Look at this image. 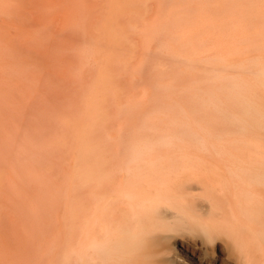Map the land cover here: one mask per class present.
I'll use <instances>...</instances> for the list:
<instances>
[{"label":"rangeland","instance_id":"374dc122","mask_svg":"<svg viewBox=\"0 0 264 264\" xmlns=\"http://www.w3.org/2000/svg\"><path fill=\"white\" fill-rule=\"evenodd\" d=\"M258 14L264 0H0V264L77 263L94 150L200 147L222 47Z\"/></svg>","mask_w":264,"mask_h":264},{"label":"bare ground","instance_id":"6f19581e","mask_svg":"<svg viewBox=\"0 0 264 264\" xmlns=\"http://www.w3.org/2000/svg\"><path fill=\"white\" fill-rule=\"evenodd\" d=\"M253 20L222 47L200 147L96 149L78 168L91 208L76 264H264V14Z\"/></svg>","mask_w":264,"mask_h":264}]
</instances>
